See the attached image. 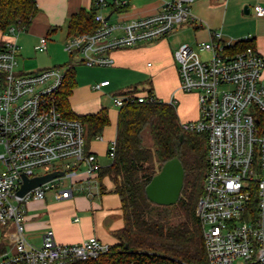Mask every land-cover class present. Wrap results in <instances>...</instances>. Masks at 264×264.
I'll list each match as a JSON object with an SVG mask.
<instances>
[{
	"label": "built area",
	"instance_id": "2783aa9c",
	"mask_svg": "<svg viewBox=\"0 0 264 264\" xmlns=\"http://www.w3.org/2000/svg\"><path fill=\"white\" fill-rule=\"evenodd\" d=\"M160 1L161 9L155 14L126 20L119 10L129 7L130 0H94L96 21L101 26L93 33L69 38L65 51L83 65L110 67L113 52L155 42L194 21L190 7L194 0ZM255 13L264 16V6H257ZM20 33L11 28L0 51V161L4 166L0 172V226L15 227L14 252L9 257L1 255L0 264L98 259L111 245L96 236L62 245L48 231L41 246L29 244L24 236L29 201H43L50 191H55L59 200L72 199L81 174L88 175L91 198L100 192L103 167L88 149L84 124L66 118L58 107L55 96L65 75L61 68L19 71ZM232 46L223 41L221 32L214 31L210 41L196 47L184 44L175 52L180 89L195 94L199 104V118L181 124L185 131L208 136V170L197 205L207 264H236L238 260L264 264V57L254 48L234 53ZM46 48L45 42L37 47L39 51ZM109 84L102 82L95 88ZM112 99L119 109L127 102L158 100L139 93ZM178 103L176 98L170 102L175 107ZM95 139L102 140V135ZM115 152L116 141L110 144L111 160ZM57 162L61 165L56 166ZM38 169L47 171L43 175H64L19 197L23 176H42L35 175Z\"/></svg>",
	"mask_w": 264,
	"mask_h": 264
},
{
	"label": "trees",
	"instance_id": "16d2710c",
	"mask_svg": "<svg viewBox=\"0 0 264 264\" xmlns=\"http://www.w3.org/2000/svg\"><path fill=\"white\" fill-rule=\"evenodd\" d=\"M97 12L93 7L73 14L68 24L69 38L95 32L101 26L96 21ZM38 13L37 0H0V32L6 35L13 27L25 32ZM5 43L0 41V51ZM248 48L255 49L250 40L231 47L234 53ZM77 87L76 66H68L55 98L66 118L84 124L89 145L111 125L109 109L102 107L94 114H76L70 98ZM144 91L134 86L115 96ZM147 92L153 96L151 90ZM207 151V134L185 131L172 104L160 100L127 102L119 110L115 157L99 175L100 180L109 178L114 184L124 226L114 233L117 242L108 253L95 260L68 264H207L202 223L197 215L208 170ZM174 158L180 160L185 171L181 196L174 205H157L147 198L145 189L164 164ZM177 214L181 221L174 223ZM6 253L7 246L1 240L0 255Z\"/></svg>",
	"mask_w": 264,
	"mask_h": 264
},
{
	"label": "crops",
	"instance_id": "0c3cea01",
	"mask_svg": "<svg viewBox=\"0 0 264 264\" xmlns=\"http://www.w3.org/2000/svg\"><path fill=\"white\" fill-rule=\"evenodd\" d=\"M93 2L94 0H37L39 13L30 28L25 31L24 42L20 43V35L17 38L19 71L32 73L42 69L61 68V65L55 63H48L46 65L48 67L38 68L35 60L26 61L24 55H28L32 49L37 53L39 51L37 47L44 42L47 46L45 51L49 50L54 46L53 38L57 39L56 43H67L71 16L81 9L91 10ZM161 4L160 0H130V6L122 11L120 16L126 20L150 16L161 9ZM257 6H264V0H194L190 4L194 21L178 26L167 37L155 42L113 52L114 64L110 67H102L108 70L101 72V75L98 74V78H94L95 85H86L88 83L84 81L89 80H86L85 76L79 77L76 69L78 87L70 98L73 111L78 115H86L97 113L102 107L109 109L111 125L104 130L102 140L95 139L88 145V149L96 154L98 163L103 168L112 163L108 152L110 144L116 141L117 137L120 109L115 107L112 98L121 91L134 86L141 88L144 83H151L156 86L160 96L166 97L165 103L170 104L173 98L178 100L176 109L181 123L197 120L199 118L198 98L195 94L181 91L174 58L175 52L184 44L196 47L200 43L208 42L212 39V33L219 31L225 43L234 45L242 40L252 41L255 49L264 57V16L256 15ZM6 39L7 34L0 32V41H6ZM26 69L32 71L25 72ZM149 75L151 80H146V76ZM118 76L131 82L137 78L139 82L124 90L114 89L112 87L115 85L114 82L117 83ZM172 77L173 82H171ZM106 81L110 82L108 86L101 89L95 88L96 85ZM105 95L112 100V105L102 102V96ZM155 98L160 100L156 96ZM192 102L195 104L194 109L189 106ZM104 157L111 160L109 164L101 162ZM87 178V174H81L76 178L78 183L74 187V197L70 200H59L56 192L50 191L45 200H31L27 203L24 236L29 244L41 246L43 235L48 231H52L56 242L62 245L78 244L92 236L110 245L117 242H110L103 230L109 229L112 225L110 219L106 216H99L102 212L103 198L107 192L104 187L105 178L100 180L99 177L100 192H96L91 198L87 189ZM51 194L52 197L49 196ZM96 199H99L98 203ZM52 201L60 204L56 205ZM117 230L119 229L112 231V236ZM14 234L13 225L8 228L2 227L0 241L3 240L7 246L6 256L8 257L14 252ZM36 242H40V245Z\"/></svg>",
	"mask_w": 264,
	"mask_h": 264
},
{
	"label": "rangeland",
	"instance_id": "374dc122",
	"mask_svg": "<svg viewBox=\"0 0 264 264\" xmlns=\"http://www.w3.org/2000/svg\"><path fill=\"white\" fill-rule=\"evenodd\" d=\"M136 4V3H135ZM103 13L107 14L109 13L108 11H104ZM117 15L113 16V20H116ZM20 35V36H19ZM18 36L20 37V43L24 42V38H25V32H21ZM56 38H53V47H50L49 50L47 51H37V53H35L33 51V49L31 50V52L28 55H24V60H28V59H33V61L35 60L36 63L38 64V68L40 67H48L46 66L48 63H55L57 65H61V71L62 73H65L66 69L68 66L74 65L76 66V69L78 71L79 77L80 76H85L86 80L89 81H84V83H88L86 85L92 86L96 84V81L94 80V78H98V74H100L101 72H106L108 70V68H102V67H89V66H85V65H81V63L77 62L76 60L72 59L70 54L68 52L65 51V45L66 43L64 42H57ZM30 46V45H28ZM32 47V46H31ZM25 72H30L32 70L26 69L24 70ZM101 75V74H100ZM149 76H146V80H151ZM117 83L114 82V86L112 88L114 89H127L128 87H130L131 85L139 82V80L137 78H135V80L128 81L120 76L117 77ZM264 79V77H263ZM92 80V81H91ZM145 80V81H146ZM144 81V80H143ZM174 81V78L172 77L171 82ZM85 85V84H82ZM111 88V89H112ZM140 89H145V91L143 92V94H147L149 90L152 91L153 95H155L156 97H158L161 101H166V97L164 96H160L158 94V90L156 88L155 85H152L151 83H144V85L140 88ZM179 97V96H178ZM103 100L102 102L104 104H109L112 105V100L109 98L108 95L102 96ZM191 109H194L195 104L192 102L190 105ZM111 160L109 158H102L101 162L103 164H109ZM64 163V162H62ZM56 166H60L61 162H57L55 164ZM3 164L0 161V172L1 170H3ZM47 171L44 169H38L35 171V175H43L44 173H46ZM65 185L69 184V179H65ZM104 187L106 189V193L104 195V200H103V207H102V212L99 213V216H106L107 218L110 219L111 221V226L109 229H103L105 231V235L110 239V242L115 243L117 241L116 237L112 236V231L115 229H121L124 226V222H123V216H122V211H121V204H120V199L119 196L114 193V184L111 180H109L108 178H105L104 180ZM50 197H52V194L49 195ZM60 204L57 201H52V203ZM99 202V199H96V203ZM63 205H61L62 207ZM99 218V217H98ZM102 218V217H100ZM104 218V217H103ZM100 219H98L99 221ZM174 223H178L179 221H181V216L179 214H177L174 218ZM99 223V222H98ZM103 225V224H102ZM2 235V227L0 226V237ZM37 245H40V242H36ZM236 264H244V262L242 260H238L236 262Z\"/></svg>",
	"mask_w": 264,
	"mask_h": 264
},
{
	"label": "water",
	"instance_id": "95a60500",
	"mask_svg": "<svg viewBox=\"0 0 264 264\" xmlns=\"http://www.w3.org/2000/svg\"><path fill=\"white\" fill-rule=\"evenodd\" d=\"M247 10V9H246ZM248 11V10H247ZM109 17L107 18V20ZM64 172H51L42 176L28 178L23 176V184L17 192L19 197H25L33 189L62 177ZM185 171L178 158L169 160L161 171L147 185V198L161 206H171L178 202L184 187Z\"/></svg>",
	"mask_w": 264,
	"mask_h": 264
}]
</instances>
